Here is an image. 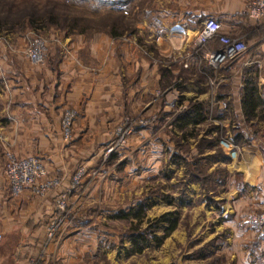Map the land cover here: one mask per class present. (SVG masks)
<instances>
[{"label":"crops","instance_id":"crops-1","mask_svg":"<svg viewBox=\"0 0 264 264\" xmlns=\"http://www.w3.org/2000/svg\"><path fill=\"white\" fill-rule=\"evenodd\" d=\"M145 1L110 0V6L115 4L111 10L126 4L125 15L136 2L143 3L142 15L149 16L136 25L135 33L64 35L50 43L42 65H33L15 46L0 45V264H28L31 260L39 264H82L86 248L98 250L95 236L100 238L103 233L109 241L116 240L114 232H102L90 224L100 216L90 213L102 199L115 202L118 193H132L136 180L142 183L149 174L161 171L166 141L149 140H165V135L161 136L165 127L160 124L132 135L125 156H115L105 170L98 166L102 148L112 138V126L127 114L150 106L158 93L163 92L168 102L185 109L191 102H199L206 111H215V121L226 124L230 109L233 120L245 122L241 91L246 71L253 69L255 84L264 90V20L250 17L253 0ZM207 19L220 24L222 35L244 36L249 47L237 64L217 73L201 58L191 57L197 34ZM219 47L213 41L206 52ZM178 75L182 76L181 83L175 88ZM159 109V122L166 119L175 127L172 133L183 136L175 123L179 114L172 116L162 106ZM70 111L76 116L74 134L65 142L60 125L63 115ZM241 127L247 136L255 138L253 129H246L244 124ZM257 129L264 130L261 124ZM231 135L232 131L226 132L219 143L225 155L234 149ZM259 139L247 145L244 140L240 142L247 162L237 175L230 174V179L241 180L235 190H230L237 196L233 203L245 198L253 208L264 209L260 147L264 142ZM142 140L150 143L141 148ZM9 150L19 159L38 158L46 179L57 181L58 186L45 197L29 191L13 197L4 171V154ZM136 153L141 156L134 161ZM135 162L140 167L139 176ZM232 164L236 165L235 159ZM80 171V183L74 187L73 177ZM61 196L76 211L77 219L63 243L48 244L47 227ZM104 214V220L113 216L110 209ZM261 251L264 242L254 249V253Z\"/></svg>","mask_w":264,"mask_h":264},{"label":"rangeland","instance_id":"rangeland-1","mask_svg":"<svg viewBox=\"0 0 264 264\" xmlns=\"http://www.w3.org/2000/svg\"><path fill=\"white\" fill-rule=\"evenodd\" d=\"M108 5L106 2L96 4L89 0H0V21L6 23L0 27V45L8 48L15 46L22 53L28 38H43L50 45L51 42H58L64 35L83 34L78 28H71L73 25L86 28V35L107 34L105 29L109 30L111 23L101 19V15L108 9ZM134 5L127 12L126 19H121L122 24L119 23L124 35L135 33L136 25L149 16L142 15L143 3L136 2ZM120 16L114 11L115 19ZM181 77L176 76L174 82H179ZM209 78L213 80V77ZM228 92V89L223 90L225 94ZM164 100L168 102L165 98ZM160 105L164 110L170 111L169 115L172 116L178 110V106L170 108L163 104V99L158 100L156 95L150 106L127 114L112 126V138L102 148L98 164L100 170L108 169L115 156H125L132 135L142 130L154 129L157 125L165 127L164 134L161 135H165V140L154 137L149 141H166L163 145V165L161 171L152 176L149 174V178L142 183L136 180L137 184L134 185L132 193H118L115 202L108 203L102 199L101 205L91 211L92 216L96 213L100 216L90 219V224L102 229V232H114L116 240L109 241L103 233L100 238L99 235L95 236L98 250L90 251L86 248L82 264H264V251L254 253L257 245L264 242V234L255 231L249 223L254 214L264 213V209L253 208L245 198L239 204L233 203L237 196L230 190H235L234 187L237 188L241 183L235 177L230 179L233 177L230 174L237 175L236 171H241L246 165L243 152L245 150L241 144L236 143L233 135L231 137L234 149L230 155H225L219 144L221 138H226V132L231 134L233 126L236 125L233 112L229 110V120L225 124L215 121L214 110H207L208 118L203 124L188 129V134L185 132L183 136H178L172 133L175 127L166 119L163 123L159 122L162 115ZM75 117L74 114L69 140H65L63 134L62 122L65 114L62 117L60 129L65 142H70L73 138ZM127 119L133 120L135 125L132 135L127 139L124 148L106 159L107 149L115 142L116 133L126 125ZM141 120L144 121L143 125H140ZM260 124L264 128V120L258 123V128ZM247 128L252 129L250 126ZM258 131L264 136V130ZM259 140L264 142L263 138ZM252 141L245 142V145ZM148 142L142 140L141 148L148 146ZM140 156L136 153L133 160ZM234 159L236 165L232 164ZM136 167L139 176V164ZM141 206L145 209L142 229L147 228L148 221L153 222L170 213L175 214L179 220L178 227L160 248L153 247L139 255H132V240L128 237L132 218L126 221L112 218L122 212L126 214L131 209L139 210ZM109 209L113 216L104 220L103 215ZM251 232L256 235H251ZM157 234L162 235V231ZM68 236L66 232L62 243Z\"/></svg>","mask_w":264,"mask_h":264},{"label":"built area","instance_id":"built-area-1","mask_svg":"<svg viewBox=\"0 0 264 264\" xmlns=\"http://www.w3.org/2000/svg\"><path fill=\"white\" fill-rule=\"evenodd\" d=\"M249 15L257 20H264V0H253L249 7ZM221 26L213 19H207L203 22L202 28L197 34V47L193 50L191 57L196 56L206 64L214 73L224 68L231 67L244 57L248 51L245 37H231L220 33ZM218 40L219 49L214 52H206V47L213 41ZM49 43L43 38H28L27 45L22 54L33 64L42 65L45 61V54ZM157 63V62H155ZM181 82L175 84L179 85ZM157 98L163 99V104L170 108H177L175 103H169L164 100V94H157ZM174 116L184 111L185 108L178 107ZM74 114L66 112L63 118V134L65 140L71 136L72 121ZM143 120L140 125H143ZM135 129L133 120L127 119L126 125L119 128L116 133V140L109 146L105 158H110L113 154L124 148L127 139L132 135ZM5 175L9 181L10 193L13 197H18L24 192L29 191L37 197H45L51 190L58 186L55 180L46 179V170L38 158L28 157L24 159L17 158L10 150L4 155ZM82 173L80 172L73 178V186L79 185ZM77 219L76 211L71 208L65 196L57 200L56 214L47 227V243L60 245L63 236ZM251 227L264 234V213L254 214L249 221ZM2 236L0 235V243ZM40 261L31 260L28 264H39Z\"/></svg>","mask_w":264,"mask_h":264},{"label":"trees","instance_id":"trees-1","mask_svg":"<svg viewBox=\"0 0 264 264\" xmlns=\"http://www.w3.org/2000/svg\"><path fill=\"white\" fill-rule=\"evenodd\" d=\"M89 1L96 4H101L103 2H106L107 5L110 4V0ZM110 7H115V4L112 6L108 5V9L103 12V15H101V19L104 18L103 20L113 22L111 23L110 28H108L109 30L105 29V31H108L107 34L112 36L124 35L121 32L120 25L122 24L121 19L124 20L126 18L125 9L127 6L124 4L123 8H119V10H111ZM114 11L115 13L121 15L118 17L119 19L117 18L118 20L114 18ZM33 18L37 19L36 17ZM120 22L121 24L119 25ZM4 24H6L4 21H0V27ZM71 28H78L79 32L83 34L86 32V28H79L75 25L71 26ZM214 42L219 44L218 40H215ZM251 72H253V69L245 72L243 88L241 91V105L245 122L240 123L237 120L236 125L232 128V135L238 144H240L242 140L250 142L254 138L246 135L245 131L241 127L242 124L248 127L250 126L253 129L255 138L260 137L264 139V136L259 135L260 133L257 130L258 123L261 122V120H264V90L258 88L255 84L256 78L251 75ZM206 113L207 111L201 103L191 102L190 105L175 119L177 128L184 134L188 127L192 126L193 128H196L200 126L206 121ZM261 151L264 157V147L261 148ZM144 212L145 209L141 206L139 210L131 209L126 214L122 212L112 218L122 219L125 221L132 218V224L128 235V237L132 240V246L130 249V254L132 255H139L153 247L160 248L164 244L165 240L168 239L178 227L179 220L175 214L170 213L154 220L153 222L148 221L147 228L142 229V225L145 220ZM159 231H162V235L157 234Z\"/></svg>","mask_w":264,"mask_h":264}]
</instances>
